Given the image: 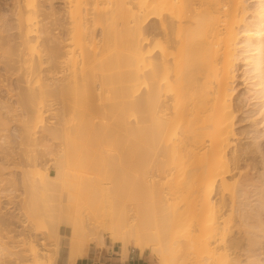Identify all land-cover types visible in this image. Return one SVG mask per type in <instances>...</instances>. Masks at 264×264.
<instances>
[{
    "label": "bare ground",
    "instance_id": "bare-ground-1",
    "mask_svg": "<svg viewBox=\"0 0 264 264\" xmlns=\"http://www.w3.org/2000/svg\"><path fill=\"white\" fill-rule=\"evenodd\" d=\"M43 1L0 0V63L18 84L21 107L0 101V132L9 135L20 110L13 122L27 164L12 167L21 170L18 188L41 192L46 205L64 190L99 189L108 206L128 198L131 208L111 213L100 231L83 230L100 241L107 233L124 259L132 238L142 252L154 241L161 264L169 253L179 264H264V0H45L49 10ZM56 99L68 103L56 108ZM38 131L62 141L54 175L34 165L45 141ZM64 161L97 175L67 173ZM107 162L117 172H103ZM1 200L0 259L17 257L23 250L4 239L21 220ZM50 227L48 243L58 238ZM19 232L31 264H43L39 245L48 244Z\"/></svg>",
    "mask_w": 264,
    "mask_h": 264
},
{
    "label": "rangeland",
    "instance_id": "rangeland-1",
    "mask_svg": "<svg viewBox=\"0 0 264 264\" xmlns=\"http://www.w3.org/2000/svg\"><path fill=\"white\" fill-rule=\"evenodd\" d=\"M44 1H43V3L46 2V1L45 2ZM46 3L44 4V6H45V8L47 7L46 9L49 10L50 9L49 8L50 3L48 4V1ZM53 6L55 7L54 8L55 11L62 12L63 5L61 3L54 2ZM153 25L157 27L156 21H155V23H153ZM154 26L151 25L152 28ZM152 28L150 29V31L153 32L151 36H154V38L157 40L160 37L159 36L160 32L158 29L155 30L156 28L155 29L153 28V30H152ZM6 72L7 71H6L5 66H3V64L0 63V101L1 102L6 101V102H8L9 105L12 104L11 107L12 106L14 107V108H12L13 111L15 108H17V109L20 108V110H21L20 105H18L16 103L18 101V94H19L18 93L19 89L17 88L18 84L16 83L15 78L11 77V75L8 72L7 73ZM5 78H8V79H5ZM239 79H240V80H238L239 90L241 93H243L245 91V87H246L245 84L246 83H244L241 76ZM51 103L56 108H58L62 105V103H68V102L62 101V99H56V100H53ZM20 110H15V112H18V115L12 111L17 117H11V119L12 118H14V119L10 122L11 125L9 124L10 125L9 127L11 129L10 130L8 128L10 130L9 135H8V133L3 134V132H2V135L10 136L8 139V141H10V143L6 146V145H2L3 142H0L1 143L0 144V155H1L0 158L1 159L3 158L2 160L0 159V163L3 162V160H5L4 159V158H6L5 154L6 153L9 154L8 153L9 151H7V150H12V151L14 149L16 150V151L15 150L13 151L14 153H16V156H13V158L15 157L14 158L15 161H13L14 160L13 158H10L11 154L15 155L14 153H12V151H10L11 154L8 155V157H7L8 162L4 161L6 163V166H8L7 164H9L8 167H10V169H7L8 167L5 166L6 171L5 170L3 171V173H4V174H2L3 176L0 174V178L2 176L1 179H4V176H5V179H4L5 183L2 181V185H1V180H0V185H1L0 187L5 188V190H7L4 193L3 192L4 189L0 188L1 189L0 197H1V199L5 198L4 200L3 199L2 200H3V202H5L7 204V208L11 211V212L8 211V214L12 215V211H13L14 215L15 214H16V216L18 215L17 217H19L21 220V221L17 222L19 224H16L18 228L16 227V225H14V228H13V226L11 228L12 229L17 228L16 233L18 232L20 235H21V233L19 231H21V232L24 231L26 234L27 233L28 234H31V233L36 234L37 237H35V238L38 239L37 243H41L44 240L43 242L45 244H48V247L46 245H44V246L39 245V248L42 251L44 249L47 251L48 259L43 261V264H57V262L61 260V257L59 256L60 242H63L64 245L69 247V256L66 260V264L70 263L69 259H70V255H71L72 251H73V254L75 255L74 257H72V259L77 260V258L80 255H83L84 253L87 252V250L90 246H96L99 249V248L106 247L107 245H109V246L118 245L121 249V252L123 253L122 244L117 243L116 241H114V239H110L109 235L107 233H104L102 236L103 237V239H101V241H103V244H102V242L100 241V237H98L96 234L93 233L90 236L86 237L83 234V230L85 231L86 227L88 226V228H90V229H93L95 231H100L103 228V225H104L103 222L104 221H105V223L107 222V220H105V219L108 218V216L111 215V213H115L117 210H121V209H125V208L126 209L131 208L132 203L128 198L118 199L117 197H114V198L112 197L113 203L110 206H108V205H106L107 203L105 204V201L107 202V198H108L107 195H105L106 193L105 194L103 193L106 197V199H105L104 195L99 191V189L96 191H92L90 193H75V194H71V195H70V192L68 190H64L61 193V195H62L61 197L55 198V201L53 203L46 205V203H44L45 201L43 202V200H44L43 197H41V195H40L41 192L39 191L40 187L38 185L37 186L39 188L38 187H37V189L35 188V190L40 192V193L37 192L38 194L34 193V191L32 192L29 189V187L27 188V191H28L27 193H25L24 188H22V187L18 188V180L20 179L19 175H20V171H21L20 166L24 163V161L20 160L21 155L23 153H22V150H20L21 147L19 146L20 147L19 148L17 146L20 143V142H18L19 141V136H18V134H19L18 125L19 124L16 122H13V121L20 118V116H19V114L21 113ZM14 114H12V115H14ZM54 114L49 115L47 120H46V123L49 126H51L53 123L56 122V118H55L56 116H54ZM66 114L67 115L65 116V120L69 123V125H71L73 123L74 115L72 112H67ZM242 117H244V115ZM242 117L240 119H243ZM9 119H10V116H9ZM245 122L239 123V125H237V129L240 130V129L244 128V126L248 125V122H247V124H245ZM39 133H41V132L40 131L37 132V135H39L37 137L38 138L40 137V140H41L42 135H45V137H43V138H45V141H42V140H44L42 138L41 141L43 143V146H38L41 148L37 147L35 150L36 151L35 154H36V156H38V158L36 159V160H38L37 161L38 164L35 163L34 165L36 168L38 167L40 169V171H42V169L43 170L48 169V171H50V173L52 175H54L56 173V170H57V163H58L57 157H58V154L60 153L61 149L63 148L62 147V145H63L62 141H60L59 139H58V141L52 139L53 140L52 141L50 138H47L45 133L42 132L43 133V134L41 133L42 135ZM2 135L0 132V137ZM46 139H47V141H46ZM48 140H51V141H48ZM262 142H261V144H263V148H264V141H262ZM1 145L3 147H8L10 145L11 148L8 147L9 149L7 148L5 150L6 152H3L4 149L1 151V149L3 148ZM12 147H14V148H12ZM106 147L110 149V147H108V146H106ZM38 149H40V150H38ZM37 150L38 151H44L45 150L44 153L39 152L42 155L45 154L44 157L41 154L39 157V155H38L39 153ZM2 155H4V156H2ZM11 159H13V160H11ZM9 160H11V161H9ZM257 160L259 161V159H257ZM21 161H23V163ZM14 162H15V164H14ZM18 162H20L22 164H18ZM111 162H113V161H111ZM111 162L109 164H111ZM100 163H101V161H100ZM105 163L106 162H104V164ZM115 163H113V165H112L114 167V170L116 167ZM16 164H18V166L20 167L19 169L12 168V167L17 168ZM24 164L26 165L27 163L25 162ZM36 164L38 166H36ZM109 164L107 162V164L105 165L107 168L104 170H102L100 168L98 174H102L101 170L103 172L105 171L106 173L109 170L113 171L112 169H108V168H112V166L111 167L108 166ZM255 164H256V162H255ZM102 165L103 164L101 163L100 166L99 165L98 166L101 167ZM91 167H92L91 165H89L87 168L81 167V166H73L72 164L67 163V161H64V164H63V169L67 173H70V174L78 173L80 175L84 174V176H89V177L93 178V175L95 177L97 174L96 175L94 174V171L92 170ZM258 167H259V169H261V165L259 166V164H258ZM98 168L97 169L94 168V169L98 172ZM116 169H118V167ZM115 171L117 172V170H115ZM127 171H128V168H127ZM106 175H104V176H106ZM7 178L9 180H7ZM6 180L9 182L11 181V182L9 183ZM15 181H16V184H15ZM6 182L8 184H6ZM112 183L113 184L110 183L108 185V187L111 186L112 187L111 189H114L116 185L114 184V182H112ZM4 185H6V186L4 187ZM103 200H105V201H103ZM32 207H33V209H36L39 212H38L35 219H28L27 218L28 216H25V214H26V212H30L31 210H33ZM50 223H52L54 230L57 232L58 238H57V241L54 240V241L48 243V241H49V240L47 241L48 235H46V234H49V233L51 234ZM22 229H23V231H22ZM13 232L14 233L11 232L12 235H9L8 233H6V238L4 239V242H6L5 240H8V242H6L7 244L10 242L9 243L10 245H8L7 247L10 246L11 249L13 248L12 251L15 250L14 247L16 248V252L21 251V249L23 251H21V253L19 252L17 257L16 256L9 257L7 255L3 256L0 259V264H31V262H30L31 260L29 259L30 257H27L28 251H30L28 239H25V241H23V238H24L23 235L18 237L19 236L18 233L16 234L14 230H13ZM95 235H96V237H95ZM7 236L9 238H7ZM44 236H45V238H44ZM9 240H11V241H9ZM127 241L129 244L128 254H129V252L132 251V252L139 254L140 256L144 255L145 259H146L144 264H161L160 260L152 252V247L156 246V243L154 241L151 240L148 242V246L150 248H145L143 250V252H144L143 254H141L142 251H141L140 247L137 245V243L134 241V239L128 238ZM11 242H13V243H11ZM22 242H25V243H22ZM43 247H45V248H43ZM175 254L176 253H174V254L169 253V257L170 256L171 257H170V261L168 260L169 257H167V264H169V262H171V260H173L174 258L175 259L177 258L176 256H178V255H175ZM172 255H173V259H172ZM20 256H21V258H19ZM23 256H25V258ZM13 258H15L16 260H14ZM173 261H175V260H173ZM177 261H181V259L180 260L176 259L175 264L180 263ZM75 262L76 261H73L72 264H75ZM172 263L173 262H171L170 264H172Z\"/></svg>",
    "mask_w": 264,
    "mask_h": 264
},
{
    "label": "crops",
    "instance_id": "crops-1",
    "mask_svg": "<svg viewBox=\"0 0 264 264\" xmlns=\"http://www.w3.org/2000/svg\"><path fill=\"white\" fill-rule=\"evenodd\" d=\"M144 252H141L143 254ZM59 256L61 260L57 264H66L69 256V247L60 242ZM145 256H140L135 252H129L127 259H123L121 249L118 245L103 248L90 246L86 253L80 255L75 264H144Z\"/></svg>",
    "mask_w": 264,
    "mask_h": 264
}]
</instances>
